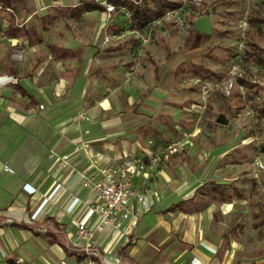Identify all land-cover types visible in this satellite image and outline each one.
<instances>
[{
	"label": "crops",
	"instance_id": "crops-1",
	"mask_svg": "<svg viewBox=\"0 0 264 264\" xmlns=\"http://www.w3.org/2000/svg\"><path fill=\"white\" fill-rule=\"evenodd\" d=\"M104 4L0 0V264H264L253 252L261 238L230 218L254 215L230 200V188L243 186L239 162L231 160L245 151L212 119L195 131L182 127L179 137L193 131L195 140L133 176V188L146 195L134 230L126 231V220L105 226L93 249L84 248L77 223L95 214L83 179L101 178L103 167L129 155L155 152L150 139L178 140L165 117L183 112L161 90L170 77L154 80L145 69L140 80L133 63L134 39L153 35L151 24L162 16L137 27L120 12L132 13L129 2L114 3L110 16ZM60 12L79 15L77 30L53 39L48 27ZM138 88L153 93L143 97ZM261 221L251 220L259 237Z\"/></svg>",
	"mask_w": 264,
	"mask_h": 264
},
{
	"label": "rangeland",
	"instance_id": "rangeland-1",
	"mask_svg": "<svg viewBox=\"0 0 264 264\" xmlns=\"http://www.w3.org/2000/svg\"><path fill=\"white\" fill-rule=\"evenodd\" d=\"M175 1L180 6L167 10L158 23L151 24L149 30L156 40H152L153 35L134 39L139 59L133 63L140 66V80L146 75L145 69H149L154 80L170 77L171 82L161 90L167 101L183 110L177 120H172V114L165 117L178 140L162 135L164 144L179 141L184 149L192 138L195 140L196 132L192 133L197 126L204 128L212 119V125L231 131L227 137L231 146L245 151L242 158L231 160L239 162L236 177L243 186H236L241 194L230 188V200L249 206L254 215L253 219L238 215L230 218L242 230L247 225L251 238H261L260 248L253 252L264 256V231L259 237L252 224L264 219V0ZM104 2L106 8L110 0ZM117 11L116 7L107 10L109 16ZM120 12L128 17L132 14L123 9ZM205 13L213 22V30L207 36L199 35L193 24ZM55 16L57 21L48 27L53 39L77 30L73 22L79 15L60 12ZM137 90L143 97L153 93L152 88ZM182 127L194 130L179 137ZM169 157L170 154L165 159ZM229 174L232 177L233 170ZM244 193L246 201L242 200ZM261 224L264 229L262 221ZM235 232L238 234V230Z\"/></svg>",
	"mask_w": 264,
	"mask_h": 264
},
{
	"label": "built area",
	"instance_id": "built-area-1",
	"mask_svg": "<svg viewBox=\"0 0 264 264\" xmlns=\"http://www.w3.org/2000/svg\"><path fill=\"white\" fill-rule=\"evenodd\" d=\"M106 8L112 11L115 9V5L108 2ZM127 13L129 12L127 11ZM149 144L156 148L155 152L145 157L129 155L114 166L103 167L101 178L96 179L91 176L83 179L82 184L90 190L91 195L88 208L95 214L93 222L80 221L77 223L76 233L78 238L86 240L84 247L86 251L93 249L97 231L102 230L105 226L119 228L122 220H126V231L131 233L134 230L145 211L146 195L133 188V176L145 173L150 167L157 165L163 157L179 151L182 147L179 141H173L166 145L163 142L150 139ZM66 160L67 155H64L61 164L64 165ZM133 198L137 202L136 206L132 201ZM14 264H21V261L16 260Z\"/></svg>",
	"mask_w": 264,
	"mask_h": 264
},
{
	"label": "trees",
	"instance_id": "trees-1",
	"mask_svg": "<svg viewBox=\"0 0 264 264\" xmlns=\"http://www.w3.org/2000/svg\"><path fill=\"white\" fill-rule=\"evenodd\" d=\"M114 3L129 2L131 6L133 25L141 27V22L154 17H161L167 10L175 9L180 3L175 0H113ZM151 2L152 5L149 3ZM200 34L198 30L195 29ZM206 35V34H204ZM207 36V35H206Z\"/></svg>",
	"mask_w": 264,
	"mask_h": 264
},
{
	"label": "water",
	"instance_id": "water-1",
	"mask_svg": "<svg viewBox=\"0 0 264 264\" xmlns=\"http://www.w3.org/2000/svg\"><path fill=\"white\" fill-rule=\"evenodd\" d=\"M194 28L202 34H210L213 30V22L209 14H201L194 20ZM221 121V119H219Z\"/></svg>",
	"mask_w": 264,
	"mask_h": 264
}]
</instances>
